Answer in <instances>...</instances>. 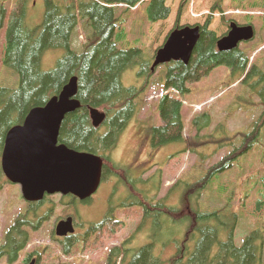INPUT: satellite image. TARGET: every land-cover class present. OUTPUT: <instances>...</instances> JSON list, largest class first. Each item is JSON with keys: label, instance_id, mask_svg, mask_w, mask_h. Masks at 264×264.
Instances as JSON below:
<instances>
[{"label": "trees", "instance_id": "16d2710c", "mask_svg": "<svg viewBox=\"0 0 264 264\" xmlns=\"http://www.w3.org/2000/svg\"><path fill=\"white\" fill-rule=\"evenodd\" d=\"M28 1L15 0L14 8L8 11L6 16L4 10L1 13V26L4 22L1 63L17 74L18 86L12 90L0 89V155L7 132L21 125L30 110L43 107L60 93L72 77H76L75 98L80 107L64 118L58 141L69 149L100 156L104 167L107 168V154L116 148L122 132L134 116V101L146 89L147 81L153 73L151 65L154 60L146 58L137 47L118 48L117 44L124 33L116 24L115 9L121 7L125 8L124 11H136L144 5L146 20L152 24L169 18L171 9L166 4L167 0H67L66 4L61 0H45L43 20L36 28H30L26 24ZM186 3L187 0H182L176 23L180 21ZM222 3L223 0H217L211 8V14L221 11ZM79 19L88 24L90 36L86 38L81 53L77 54L72 49L71 35L78 26ZM211 22L212 15H209L202 26L197 25L199 39L187 64L181 61L165 64L166 80L163 90L166 93L159 98L156 105L161 125L152 129V145L160 148L174 143H185L181 113L183 99L190 91L188 85L199 82L216 68L229 69L233 80L239 81L245 88L250 86L260 98L263 112L253 124L252 131L242 134L240 147L236 151L216 165L197 170L200 172L199 177L192 178L191 182L181 187V207L172 209L168 201V206L162 201L156 205H148L149 198L140 196L139 199L135 196L132 206L136 203L144 210L138 230L144 228V223L151 220L150 242L135 251L128 246L127 242L133 238L129 237L121 241L118 247L114 246L108 253H104L105 264H264V236L258 227V230H249L250 233L242 239L240 246L235 245V228L243 217V210L248 208L245 200L248 199L250 189H243L242 197H238L240 215L231 210L236 192L232 189L229 191L230 181H219L215 187V176L229 172L234 161L248 150L252 151L256 143L260 142L259 130L264 125V73L255 65V59L249 63L248 55L239 48L219 52L216 47L218 38L214 31L209 30ZM247 23L251 24L249 21ZM178 28L180 27L176 24L175 29ZM56 50H62L63 55L57 60L54 68L42 70L41 60L45 52ZM134 67L138 68V76L146 81L145 86L126 88L121 83V75ZM91 109H98L105 114V120L98 128L92 126ZM211 121V114L207 111L194 117L191 125L197 133L195 141L201 131L210 127ZM191 145L195 146L193 142ZM236 168L239 167L233 169ZM234 173L237 180L244 174L243 170ZM255 173H258V169ZM105 174L103 181L106 179ZM111 174L121 180H128L122 168H115L114 171L112 169ZM258 178L253 181L254 185L259 186L255 191V202L250 204L253 210L248 212V217L256 219V222L264 214V177ZM126 184L130 191L134 192V187H130L127 182ZM5 185L9 183L0 167V191ZM202 196H205L207 201L210 198L212 203L215 200L213 206L201 203ZM46 200L47 198L44 199ZM64 200L67 203H62ZM60 202L66 204L67 216L76 213V206L80 204L72 196L63 197ZM215 204L222 206L215 208ZM42 205L43 202L28 204L26 213L16 218L0 246V259L5 257L9 262H13L26 248L29 234L25 229L33 230L42 222L43 219L38 217ZM130 211L131 206L125 205V218L139 217V214L132 215ZM167 222L170 223L169 226H166ZM174 226L178 227L180 237L176 239L163 236L166 228L175 229ZM124 228V221L117 219L111 209L101 222L89 225L91 235L88 236L87 232L85 236L77 234L67 238L62 243V253L71 255L75 248L87 251L90 247H98L102 250ZM223 233L226 235L225 239L222 237ZM51 238L54 239L53 231ZM158 243L161 244V250L166 245L173 247L172 254L164 263L154 253Z\"/></svg>", "mask_w": 264, "mask_h": 264}, {"label": "rangeland", "instance_id": "374dc122", "mask_svg": "<svg viewBox=\"0 0 264 264\" xmlns=\"http://www.w3.org/2000/svg\"><path fill=\"white\" fill-rule=\"evenodd\" d=\"M61 2L68 3L67 0H61ZM216 2L217 0H187L178 23H176V17L182 0H167L166 4L171 9L169 18L152 24L146 20L144 5L136 11H124L125 8L118 7L115 9L116 24L119 26V30H123L124 36L121 37L117 46L121 49L137 47L142 50L146 58L153 60L156 51L165 44L169 34L176 30V24L180 27L178 29L202 26L209 15H212L209 30L214 31L219 39L229 32V23L235 22L243 26L248 25L247 21H249L251 23L249 25L255 31L254 38L250 42L241 43L239 49L246 52L249 63L255 59V65L264 73V0L241 2L223 0L222 10L211 14V8ZM15 4V0H0V89L12 90L18 86L17 74L1 63L4 35V22L1 26V13L4 10L6 16ZM26 6L27 26L30 28L40 26L45 12V0H29ZM237 11L240 14H235ZM88 36H90L88 24L85 20L79 19L78 26L71 35L73 51L77 54L81 53ZM62 55V50L45 52L41 60V69L46 71L54 68ZM165 80L166 66L160 65L147 81L145 91L135 99L136 112L122 132L116 148L107 154L109 162L107 160L106 165L109 171L122 168L129 176L128 180H121L114 176L109 177L107 172L106 176L108 177L100 184L97 192L91 197L90 203L87 206L82 204L76 206V222L83 228L86 225L89 227V223H99L108 210L109 201L113 204H120L118 199L123 201L124 205L131 206V214H139V217L125 218L124 211H120L118 219L124 221L125 228L102 250L98 247H90L87 251L75 248L71 255H64L61 245L51 238V232L60 219L67 217L68 211L65 208L66 204L60 202L61 196L51 195L47 197L46 201H43V205L38 211V217L43 219L42 222L33 230L25 229L28 231L29 240L27 247L20 252L21 256L38 250L41 253V260L48 264H57V261L60 264H104V253H108V250L114 245L129 237L133 238L127 242L128 246L135 251L140 249L150 242L152 225L149 228L151 220H148L144 223V228L138 230V225L142 223L144 210L139 208L136 203L134 206L131 205L135 196H138L139 199L140 196L149 198L148 205L150 203L156 205L160 201L167 205L168 201V204L171 205L169 207L172 209L181 207V187L189 181L191 182L192 178L199 177L200 172L197 170H205L216 165L236 151L240 147L242 134L252 131L253 124L258 121L263 112V107L259 103L260 98L251 90L250 86L245 88L239 81L233 80L229 69L216 68L199 82L188 85L190 91L183 99L184 106L181 113L185 143H174L155 148L151 143V134L153 128L161 125L156 105L159 98L166 93L163 90ZM121 83L126 88H138L145 86L146 81L138 76V68L134 67L122 73ZM203 111L211 114V125L208 129L201 131L195 141L194 137L197 133L191 123L194 117ZM259 131L261 139L259 143H256L255 148L252 151L248 150L232 163L233 168L236 166L239 168L236 170L232 168L233 170L231 169L223 175L215 176V187L219 181L221 183L227 179L230 181L229 191L232 189L233 192H236L231 203V210L239 214L240 201L238 197H242L243 189L247 191L250 189L248 199L245 200L248 208L243 210V217L240 218V223L237 224L238 227L234 232L236 246L242 244V239L250 233L249 230L257 227L264 236V214L258 222L256 219L248 217L253 210L250 208V204L255 202V191L259 188L258 184H253V181L255 178L258 180V177H264V125ZM192 142L196 147L191 145ZM257 169L258 173H255ZM240 170H243L244 174L240 180H237L234 172ZM117 179L123 183H118ZM126 182L130 184V187H134L132 190L134 192L130 191ZM112 194L113 198H111ZM62 203L67 202L64 200ZM201 203L210 204L209 206L212 207L215 200L212 203L210 198L207 201V198L202 196ZM218 206H222V204H215V208ZM49 208H51L50 211L47 210ZM27 209L28 207L20 195L19 187L11 184L5 185L0 191V246L16 218L19 215H24ZM246 213L248 214L246 215ZM245 219L248 220L244 222ZM255 224L258 226H254ZM169 225L170 223L167 222L166 226ZM174 227L175 229L166 228L163 236L176 237V239L180 237L178 227ZM153 229L155 231V226ZM82 230L79 228L77 233ZM222 237L226 238L225 233L222 234ZM160 248L161 244L158 243L154 253L164 263L172 254L173 247L166 245L162 250ZM0 264H8L5 257L0 259Z\"/></svg>", "mask_w": 264, "mask_h": 264}, {"label": "water", "instance_id": "95a60500", "mask_svg": "<svg viewBox=\"0 0 264 264\" xmlns=\"http://www.w3.org/2000/svg\"><path fill=\"white\" fill-rule=\"evenodd\" d=\"M254 37L252 26L229 24V32L216 42L219 52L236 49ZM199 39V28L173 30L165 44L156 51L151 70L172 61L187 64ZM77 79L72 77L57 96L43 107L29 111L21 125L11 128L4 140L0 157L6 180L18 185L25 202L38 203L45 196L59 194L87 200L97 191L103 159L97 155L69 149L58 142L64 118L80 107L75 98ZM93 127H99L105 114L90 110ZM74 233L71 217L61 220L55 235L63 238Z\"/></svg>", "mask_w": 264, "mask_h": 264}, {"label": "flooded vegetation", "instance_id": "af4514ba", "mask_svg": "<svg viewBox=\"0 0 264 264\" xmlns=\"http://www.w3.org/2000/svg\"><path fill=\"white\" fill-rule=\"evenodd\" d=\"M103 169H104V171L107 173H111L109 170H108V168H105V167H103ZM111 198H113V195H112V197ZM111 198H110V200H111ZM117 201H119V203L120 204H118V203H115V204H118L117 206H114V208H112V207H110V206H108V210L105 212V214H104V216H103V219L105 218V216L107 215V213H108V211H109V209L111 210H115L114 211V214H115V216H116V218L118 219V217L120 216V211H123V209H122V207H123V205H122V202H120V200L118 199ZM110 202L111 201H109V204H110ZM90 203V199H88V200H85L84 202H80V204H82V205H85V206H87L88 204ZM112 203V202H111ZM119 214V215H118ZM76 213H73V225H74V227H75V232H74V235H77V234H82L83 236H85V235H87V232L89 233L88 234V236L89 235H91L92 234V232H90V229L88 230V226H87V228H83L80 224H78L76 221H77V218H76ZM66 219V218H65ZM102 219V220H103ZM61 220V219H60ZM90 224H93V223H90ZM79 228H82L83 230L81 231V232H79V233H77L78 232V230H79ZM30 230H31V228H29ZM53 234H54V232H53ZM69 237H71V236H67V237H64L63 239H58V238H54V241L55 242H57V243H59L60 245H61V248H62V243H64L66 240H67V238H69ZM120 245V242H118V244L117 245H114V246H116V247H118ZM27 247V246H26ZM109 251V250H108ZM22 254H18V257L13 261V262H11V264H48V263H46L45 261H42L41 260V253H40V251H38V250H34L33 252H31V253H28V254H26V255H24V256H21ZM6 259V262L9 264V261L7 260V258H5ZM57 264H60V263H58V261H57ZM104 264H105V262H104ZM119 264H121V263H119Z\"/></svg>", "mask_w": 264, "mask_h": 264}]
</instances>
